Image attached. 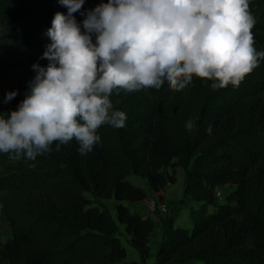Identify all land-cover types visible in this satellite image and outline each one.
Returning <instances> with one entry per match:
<instances>
[{
  "label": "trees",
  "instance_id": "16d2710c",
  "mask_svg": "<svg viewBox=\"0 0 264 264\" xmlns=\"http://www.w3.org/2000/svg\"><path fill=\"white\" fill-rule=\"evenodd\" d=\"M98 3L84 0L82 7ZM250 10L255 46L264 49V0H250ZM57 11L66 13L59 0H0V76L41 59ZM210 85L194 77L181 91L113 92L126 124L102 125V144L84 155L75 139L58 151L54 143L34 167L0 153V227L10 228L4 240L0 232V264H145L155 223L130 209L146 191L129 177L160 192L175 182L165 169L176 166L184 170L180 201L194 203L191 225L175 226L176 210L162 218L154 264H264V61L238 87ZM14 89L7 103L0 94V112L24 98L26 88ZM222 185L230 190L219 203L214 189ZM110 199L139 261L127 259L102 204Z\"/></svg>",
  "mask_w": 264,
  "mask_h": 264
},
{
  "label": "clouds",
  "instance_id": "9594fccd",
  "mask_svg": "<svg viewBox=\"0 0 264 264\" xmlns=\"http://www.w3.org/2000/svg\"><path fill=\"white\" fill-rule=\"evenodd\" d=\"M59 3L67 12L57 11L46 30L47 65L34 61L24 98L0 112V153L29 167L54 143L58 151L75 139L84 155L102 144V125L124 127L113 92L181 91L194 77L214 90L238 87L264 61L250 0H100L86 10L84 0ZM17 94L6 91L4 102ZM185 127L191 131L194 119Z\"/></svg>",
  "mask_w": 264,
  "mask_h": 264
},
{
  "label": "rangeland",
  "instance_id": "374dc122",
  "mask_svg": "<svg viewBox=\"0 0 264 264\" xmlns=\"http://www.w3.org/2000/svg\"><path fill=\"white\" fill-rule=\"evenodd\" d=\"M95 5L90 7H82L84 10L93 8ZM66 12L67 7L65 6ZM78 21H82L84 16L81 15L80 11L74 13ZM38 62L42 65H47V58L40 59ZM35 75V71L29 66L15 67L7 72L3 73L0 76V94H6V91L13 90L18 85L28 89V81ZM168 173H173L175 176L174 183H168L166 188L160 193L155 192L148 188L144 179L137 176H130L129 179L136 185L143 187L146 191V197L140 201L132 202L129 204L131 210L139 211L141 214L145 216H149L154 220L155 227L150 236V255L146 259L145 264H154L155 263V250L161 240L163 227L161 225V220L165 216L169 215L172 211H177L176 221L174 223L175 226H190L191 221L188 218V206L194 204L191 201H186L185 203L180 200L183 198L182 188H183V180H184V170L176 166L174 170L170 168L165 169ZM221 190L222 198L217 199L219 203H223L225 201V196L229 192V185L218 186ZM158 198L166 206V211H159L157 208L153 212H148L145 210V203L148 198ZM102 204L109 210L112 218L115 219V210L114 204L115 201L113 199L110 200H102ZM118 227V237L120 239L121 244L125 247L127 251V259H134L139 261V255L137 251L130 245V237L126 234L124 230V225L120 224L116 221ZM1 239L4 240L10 235V228L7 223H2L0 227Z\"/></svg>",
  "mask_w": 264,
  "mask_h": 264
},
{
  "label": "built area",
  "instance_id": "2783aa9c",
  "mask_svg": "<svg viewBox=\"0 0 264 264\" xmlns=\"http://www.w3.org/2000/svg\"><path fill=\"white\" fill-rule=\"evenodd\" d=\"M158 193H160V192H158ZM214 196L216 197V199L223 197L221 195L220 187H215ZM156 208L159 211H163V212H165L167 209L165 204H163L161 201H159V199L157 197L156 198H148V200L145 203V210H147L148 212H153Z\"/></svg>",
  "mask_w": 264,
  "mask_h": 264
}]
</instances>
